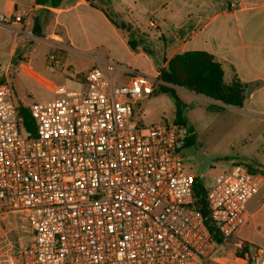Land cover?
Here are the masks:
<instances>
[{"label": "built area", "instance_id": "built-area-1", "mask_svg": "<svg viewBox=\"0 0 264 264\" xmlns=\"http://www.w3.org/2000/svg\"><path fill=\"white\" fill-rule=\"evenodd\" d=\"M33 24V10L0 15V26H19V43L34 38ZM84 78L87 90L63 89L28 106L33 136L11 82H0V215L25 214L32 233L1 264H264V248L225 249L247 221L257 175L243 163L217 175L207 186L205 217L182 154L190 129L144 125L141 108L134 116L157 78L110 61ZM221 251L229 263L217 257Z\"/></svg>", "mask_w": 264, "mask_h": 264}, {"label": "crops", "instance_id": "crops-1", "mask_svg": "<svg viewBox=\"0 0 264 264\" xmlns=\"http://www.w3.org/2000/svg\"><path fill=\"white\" fill-rule=\"evenodd\" d=\"M66 1L55 8L40 5L37 0H0V15L13 16L16 12L33 10L37 31L43 30L46 34L38 37H56L49 39L55 46L73 49L80 44L83 51H92L89 70L106 66L110 61L120 69L157 78L160 68L175 54L206 51L222 64L225 81L239 79L245 85L247 99L242 108L264 123V0H109V12L118 23L126 25L125 29L117 28L106 12L87 0ZM150 20L155 22V27L149 26ZM0 28L17 32L19 26ZM20 46L17 39L11 51L12 64L19 56ZM27 56L23 46L17 59L21 65L23 60H28ZM44 67L51 75L56 74L50 61ZM85 74L71 76V81L82 86L79 90L88 89ZM38 76L49 86L53 99L63 89L79 91L67 87L70 76L63 71L62 83ZM235 163L245 164L257 175L260 185L247 202V221L225 249L241 243L253 253L256 248H264V150L257 162L238 160ZM21 215H0V264L10 248L16 250L31 241V230ZM230 260L231 255L227 253L221 261L229 263Z\"/></svg>", "mask_w": 264, "mask_h": 264}, {"label": "rangeland", "instance_id": "rangeland-1", "mask_svg": "<svg viewBox=\"0 0 264 264\" xmlns=\"http://www.w3.org/2000/svg\"><path fill=\"white\" fill-rule=\"evenodd\" d=\"M98 5L103 6L100 3ZM32 27L34 28V24ZM38 34L45 33L41 30ZM17 36L15 31L0 28V78L11 82L17 103L28 107L34 103L55 99L49 86L43 83L38 74L60 82L63 71L70 76L67 77L70 79L67 83L70 90L82 88L71 81V76H82L88 72L92 66L89 57L92 51H83L80 44L73 49L55 46L49 39L54 40L56 37L45 39L34 34L30 42H20L22 46L18 48L19 56L12 64L11 51ZM23 46L28 60H23L21 65L17 59ZM47 61L51 62L56 74L51 75L49 70L45 69ZM119 78L124 80L127 77L120 75ZM116 82L117 85L122 83L118 81V77ZM160 83L156 79L155 92L147 99L139 101L135 106L134 116L139 118L138 109L141 108V123L144 125L173 123L178 118L186 121L187 127L193 130L190 131V144L182 150L187 173L197 176L205 186H209L217 175L231 168L234 162H257L261 159L264 150V123L251 117L245 108L226 106L185 88L172 86L175 98L160 91ZM21 216L25 218V214ZM221 254L225 256L223 252ZM217 257L224 258L219 254Z\"/></svg>", "mask_w": 264, "mask_h": 264}, {"label": "trees", "instance_id": "trees-1", "mask_svg": "<svg viewBox=\"0 0 264 264\" xmlns=\"http://www.w3.org/2000/svg\"><path fill=\"white\" fill-rule=\"evenodd\" d=\"M64 1L65 0H37V3L56 8L61 6ZM89 2L92 6L100 8L106 12L108 18L117 28H126V25L118 23L109 12L107 8L110 2L109 0H89ZM98 3L103 6L100 7ZM33 33L40 36L35 24ZM157 79L161 82L159 85L160 91L166 92L173 97H175V92L172 86H177L185 88L186 90L194 92L198 95L221 102L226 106L242 108L247 99L245 85L239 79H234L230 82L225 81L222 64L214 55L202 50H191L175 54L166 61V65L164 67L160 68ZM3 81L4 79L0 78V82ZM214 106L223 107L222 105ZM18 107L24 118L26 134L29 136L35 135L36 120L31 115L29 108L23 106L22 103H18ZM176 122L187 126L186 121L181 118H178ZM190 131L193 130L190 128ZM190 142L191 140H188L187 145L190 144ZM194 190L195 207L200 210L205 217H207V186H205L195 175ZM207 224L210 230L215 232V227L212 225L210 220H207ZM214 236L216 240L221 241L218 233H214Z\"/></svg>", "mask_w": 264, "mask_h": 264}, {"label": "water", "instance_id": "water-1", "mask_svg": "<svg viewBox=\"0 0 264 264\" xmlns=\"http://www.w3.org/2000/svg\"><path fill=\"white\" fill-rule=\"evenodd\" d=\"M74 1H76V0H67L66 2H67V3H72V2H74ZM87 1H89V0H87Z\"/></svg>", "mask_w": 264, "mask_h": 264}]
</instances>
